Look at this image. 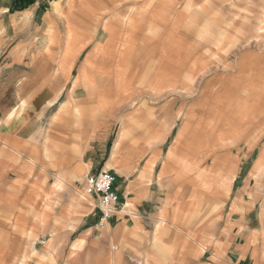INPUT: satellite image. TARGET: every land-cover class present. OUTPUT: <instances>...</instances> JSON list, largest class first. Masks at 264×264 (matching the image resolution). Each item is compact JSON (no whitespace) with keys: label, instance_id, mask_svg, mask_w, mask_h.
Instances as JSON below:
<instances>
[{"label":"crops","instance_id":"obj_1","mask_svg":"<svg viewBox=\"0 0 264 264\" xmlns=\"http://www.w3.org/2000/svg\"><path fill=\"white\" fill-rule=\"evenodd\" d=\"M107 1V11L98 0L2 5L0 264H264V59L236 61L232 145L217 158L182 146L188 113L165 149L175 126L157 115L142 128L132 107L189 91L195 58L181 60L177 44L196 0ZM127 61L148 77L137 104ZM103 169L119 206L101 227L97 200L76 194Z\"/></svg>","mask_w":264,"mask_h":264},{"label":"rangeland","instance_id":"obj_2","mask_svg":"<svg viewBox=\"0 0 264 264\" xmlns=\"http://www.w3.org/2000/svg\"><path fill=\"white\" fill-rule=\"evenodd\" d=\"M56 1L59 0H43V3L51 9ZM37 2L38 0H34L25 8V4H17L15 0H0V36L6 35L5 29L8 25V22H5L3 27L1 19L6 5H10L9 11L13 14V11L23 12ZM98 2L100 9L107 11L108 1ZM119 4L122 7L117 9L125 10L124 0H119ZM192 12L193 16L195 15L194 25L189 27L190 31L188 27L181 30L180 42L177 44L181 60H185L187 55L195 58V71L189 74V91L176 90L166 93L146 105L132 107V111L142 128L144 124L155 128L157 115H163L164 130L175 126L170 137L164 142L165 149L172 145L179 134L184 116L193 113L196 117L191 124L190 134L186 135L184 144L181 145L196 147V150L200 151L206 146L211 150L212 158H217L219 151L232 145V140L226 132L224 117L227 114L230 116L231 113L227 111L234 110L237 98L241 95L237 90L240 78L236 73V61L241 55H251L252 52L260 54V61L264 59V0H196ZM39 19L41 15H37V20ZM19 34L24 35L22 29ZM8 49L7 47L6 51ZM123 66L130 72L126 75V85L130 95L136 97L137 104L143 96L142 90L146 88L148 77L143 80V75L131 73L138 69L139 63L127 61ZM247 73L250 75L251 68L247 69ZM260 73L262 75L259 81L263 82L264 70ZM147 98L153 99L150 95ZM127 109L130 108L123 107L121 113ZM178 113L182 115L179 120L176 118ZM204 131L211 133L208 140H204ZM192 132H195L194 137ZM196 157L198 163L203 160L202 154H197ZM213 174L218 178L216 170H213ZM76 197L86 203L83 190L76 194Z\"/></svg>","mask_w":264,"mask_h":264},{"label":"built area","instance_id":"obj_3","mask_svg":"<svg viewBox=\"0 0 264 264\" xmlns=\"http://www.w3.org/2000/svg\"><path fill=\"white\" fill-rule=\"evenodd\" d=\"M117 178L109 170L103 169L98 174L86 177L84 194L97 200V209L101 214L99 225L107 224L118 212L119 197L115 190Z\"/></svg>","mask_w":264,"mask_h":264},{"label":"trees","instance_id":"obj_4","mask_svg":"<svg viewBox=\"0 0 264 264\" xmlns=\"http://www.w3.org/2000/svg\"><path fill=\"white\" fill-rule=\"evenodd\" d=\"M33 1H34V0H15V2H16L17 4H19V3H20L21 5H22V4H25V5H24L25 8L28 7L29 5H31V4L33 3ZM20 8H21V7H20ZM25 8H24V9H25Z\"/></svg>","mask_w":264,"mask_h":264},{"label":"bare ground","instance_id":"obj_5","mask_svg":"<svg viewBox=\"0 0 264 264\" xmlns=\"http://www.w3.org/2000/svg\"><path fill=\"white\" fill-rule=\"evenodd\" d=\"M179 140V139H178ZM174 148V147H173Z\"/></svg>","mask_w":264,"mask_h":264}]
</instances>
